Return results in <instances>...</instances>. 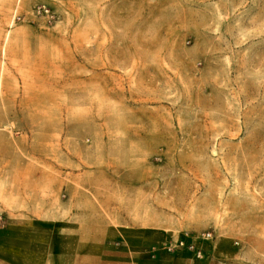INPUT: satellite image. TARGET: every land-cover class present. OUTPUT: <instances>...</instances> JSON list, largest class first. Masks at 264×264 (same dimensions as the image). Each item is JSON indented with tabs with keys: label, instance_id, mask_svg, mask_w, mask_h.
<instances>
[{
	"label": "rangeland",
	"instance_id": "374dc122",
	"mask_svg": "<svg viewBox=\"0 0 264 264\" xmlns=\"http://www.w3.org/2000/svg\"><path fill=\"white\" fill-rule=\"evenodd\" d=\"M0 216L264 260V0H0Z\"/></svg>",
	"mask_w": 264,
	"mask_h": 264
},
{
	"label": "crops",
	"instance_id": "0c3cea01",
	"mask_svg": "<svg viewBox=\"0 0 264 264\" xmlns=\"http://www.w3.org/2000/svg\"><path fill=\"white\" fill-rule=\"evenodd\" d=\"M177 238L138 227L103 225L94 232L87 226L82 230L72 225L7 223L0 227V264H248L241 261V251L217 246L216 239L195 242V250L201 252L196 257L187 247L170 248Z\"/></svg>",
	"mask_w": 264,
	"mask_h": 264
},
{
	"label": "built area",
	"instance_id": "2783aa9c",
	"mask_svg": "<svg viewBox=\"0 0 264 264\" xmlns=\"http://www.w3.org/2000/svg\"><path fill=\"white\" fill-rule=\"evenodd\" d=\"M3 225V219L0 216V227H2ZM202 240H212V236L211 234H206L204 236L201 237ZM194 244L193 243H188L185 240H180L178 241V243L175 245V247H187L189 250L194 251L196 254V257H200L201 256V252L199 250H195L194 248Z\"/></svg>",
	"mask_w": 264,
	"mask_h": 264
}]
</instances>
